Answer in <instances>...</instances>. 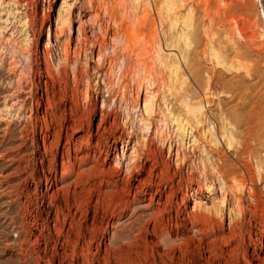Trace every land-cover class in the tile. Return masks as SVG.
Returning <instances> with one entry per match:
<instances>
[{"label":"rangeland","instance_id":"rangeland-1","mask_svg":"<svg viewBox=\"0 0 264 264\" xmlns=\"http://www.w3.org/2000/svg\"><path fill=\"white\" fill-rule=\"evenodd\" d=\"M63 2L0 3V264H110L115 234L138 216L165 235L124 242L147 240L151 252L169 238L183 250L175 264H264V0ZM14 9L22 20L9 18ZM175 62L184 88L174 84ZM151 83L148 130L141 119ZM184 100L203 105L200 124ZM166 106L191 122L183 142ZM134 147L142 175L129 168ZM57 238L71 241L59 260Z\"/></svg>","mask_w":264,"mask_h":264},{"label":"bare ground","instance_id":"bare-ground-1","mask_svg":"<svg viewBox=\"0 0 264 264\" xmlns=\"http://www.w3.org/2000/svg\"><path fill=\"white\" fill-rule=\"evenodd\" d=\"M18 2H19V0H17ZM139 0H135V2H137V3H139L138 2ZM0 3H1V5L2 4H4V0H0ZM66 4V2H65V0H64V2H63V6ZM173 4V3H172ZM172 4H170V2H169V5H167V6H169L168 7V9H167V12H173V10H174V4L172 5ZM171 5V6H170ZM63 6H62V8H63ZM61 11V10H60ZM23 13L22 12H20V11H18V10H12V12H9V18L10 17H12L13 19H18V18H21V20L23 19L22 18V15ZM173 14V13H172ZM22 15V16H21ZM194 15V14H193ZM180 18V17H179ZM26 19V20H25ZM25 21L27 22V21H29L30 20V16H26L25 17ZM61 19H63V15L61 14V12H59V14H58V18H57V21H59V20H61ZM20 20V19H19ZM65 20V18L63 19V21ZM190 20V19H189ZM172 21L173 22H178L177 21V19L175 18L174 20L172 19ZM21 23H22V21H20ZM28 23V22H27ZM59 23V22H58ZM63 23V22H62ZM185 25L184 26H188V21H186L185 23H184ZM24 28L26 29V25L24 24ZM183 32V31H182ZM26 34V33H25ZM127 34V33H126ZM127 36V35H126ZM190 36V35H189ZM263 36V35H262ZM52 37V36H51ZM247 37V36H246ZM181 38H183V39H187L186 38V36L185 35H182L181 36ZM244 39V38H243ZM135 40V39H134ZM250 40V39H249ZM25 42H26V44H27V42L29 41L27 38L24 40ZM29 43V42H28ZM50 44H51V39H50V33L48 34V42H47V45H46V48H49L50 47ZM256 45V44H255ZM187 46V45H186ZM47 50V49H46ZM47 52V51H46ZM160 52V51H159ZM48 53H50V52H48ZM71 54V53H70ZM219 54V53H218ZM48 55V54H47ZM159 55V57L161 58V54H158ZM101 56V55H100ZM65 61L68 63L69 62V58H70V56H69V54H68V52H67V54L65 55ZM102 57V56H101ZM47 58V57H46ZM45 58V62H46V67H47V70H46V72H47V74L49 75V77H50V79L51 78H53V73L51 72V70H50V68H51V64L49 63L50 61L48 60V59H46ZM100 58V57H99ZM102 60V59H101ZM64 61V62H65ZM65 62V65L64 66H62V69H63V67H64V69H65V66H66V63ZM49 64H50V66H49ZM63 65V64H62ZM69 65V64H68ZM77 65V64H76ZM61 65H59L58 67H57V70H56V74L57 75H59L60 73H61V67H60ZM73 66H74V64H73ZM67 68V67H66ZM74 68V67H73ZM171 69H173V75L175 76V81L176 82H174V84L176 83L177 84V88H184V86L186 85V81L185 80H182V77H180V66H179V64L177 63V62H175L173 65H172V68ZM53 70V69H52ZM74 71H73V75H74V78H75V80L77 81V84H79L80 83V81L81 80H79V78H78V73H79V71L78 70H76V68H74L73 69ZM86 70V69H85ZM77 71H78V73H77ZM86 77H87V85H86V93H85V98H86V100L88 101L89 100V98H90V94H91V91H92V81H91V79H90V72H89V70L87 69L86 71ZM84 72V73H85ZM55 73V72H54ZM56 74H55V76H56ZM182 74V73H181ZM83 75V74H82ZM81 75V76H82ZM36 77V76H35ZM180 77V78H179ZM82 78V81L83 80H85V78L82 76L81 77ZM79 86H81V85H79ZM153 86H154V84L153 83H151L150 85H149V88H147V90H146V98H145V104H144V107H143V111H142V119H141V124H142V126L144 125V128L145 129H150V126L152 125V118L153 117H155V114H156V107H157V95L156 94H154L153 92H152V89H153ZM48 93V92H47ZM49 99V98H48ZM47 99V100H48ZM52 102V101H51ZM49 103H50V100H49ZM104 104H105V102H104ZM182 104V103H181ZM183 105L185 106V108L188 110V112H189V115L190 116H192V118H195V119H197V123L198 124H200V121H199V118H198V114H202V111H203V109H204V107H203V105H201V104H191L188 100H184V103H183ZM50 106V105H49ZM105 106V105H104ZM167 107V111H165V112H162L163 114H165V116H166V113H168L171 117H172V121L175 123V125H176V127H177V132L179 133L178 135L181 137V141L183 142V140H184V137H185V135L188 133H190V131H189V129L190 130H192L193 131V128H192V126H191V122L189 123V121H185V120H181L180 119V117L179 116H173L172 115V112L170 111V108H169V106H166ZM50 108H51V106H50ZM103 113H105V111H103ZM204 115V114H203ZM57 121V120H56ZM57 123V122H56ZM76 124V123H75ZM140 124V125H141ZM60 125V124H59ZM82 128H83V126H81ZM80 127V130L82 129ZM190 127V128H189ZM59 128V127H58ZM63 128V127H62ZM64 129V128H63ZM70 129V128H69ZM158 130V129H157ZM160 131V130H159ZM157 132V131H156ZM162 133V132H161ZM58 134V133H57ZM157 134V133H156ZM56 135V134H55ZM160 135V134H159ZM162 135V134H161ZM191 135H192V132H191ZM225 136H226V134H225ZM55 137V136H54ZM192 137V136H191ZM194 138V137H193ZM161 139H162V142L165 144L167 141V139H166V137L165 136H163V137H161ZM227 140H228V142H227V144H228V146L231 148V147H233L234 146V142H233V140H235L234 138H233V136H232V134L230 133V135H229V137L227 138ZM193 142H195V139H194V141ZM69 144H71V141L69 140ZM98 145V144H97ZM96 145V146H97ZM98 148V147H97ZM100 148V147H99ZM99 148H98V150H99ZM125 148H126V146H124L123 147V149H122V155L123 156H125ZM171 148H172V144L170 145V147H169V150H171ZM89 149V148H88ZM87 150V149H86ZM66 151L68 152V157L66 156V158H68L67 160H68V162H71V161H69V155H70V153H71V146L70 147H68L67 149H66ZM76 151V150H75ZM66 152V153H67ZM77 152H78V150H77ZM75 154H76V152H75ZM150 154V153H149ZM77 155V154H76ZM64 157V156H63ZM71 157V156H70ZM149 157V156H148ZM151 157V156H150ZM149 157V158H150ZM65 158V157H64ZM65 158V159H66ZM71 160V159H70ZM152 160V159H151ZM141 161H142V155H141V153L139 152V149H136L135 147L132 149V153H131V157H130V162H129V164H130V166H129V168H130V170H133V171H138L141 175L143 174L142 172H143V169H144V165H141ZM65 164H66V162H64ZM184 163V162H183ZM68 164V163H67ZM119 164V166H120V168H121V162L120 163H118ZM178 166L180 165L179 163L177 164ZM142 167V168H141ZM115 170H117V169H115ZM114 171V170H113ZM93 172V171H92ZM95 172V171H94ZM100 172V171H99ZM90 173V172H89ZM104 175H105V173L104 172H102ZM102 173H100V177H101V175H102ZM112 173V172H111ZM110 173V174H111ZM95 174V173H94ZM97 174V173H96ZM94 177H91L90 179H91V181H92V179L94 178V179H96V176L95 175H93ZM98 177H99V175H97ZM108 176H109V174H108ZM216 176H218V173H216ZM80 177V176H79ZM97 177V178H98ZM106 178V177H105ZM107 179V178H106ZM218 179L219 180H222V183H225L224 182V179L222 178V175L220 176H218ZM99 180V179H98ZM100 181H105L104 179H101ZM151 181V180H150ZM102 183V182H101ZM108 184V183H107ZM106 184V185H107ZM101 185V184H100ZM224 185V184H223ZM114 186V185H113ZM116 186V185H115ZM108 187V186H107ZM111 187H112V185H111ZM118 191V190H117ZM92 193V192H91ZM126 193V192H125ZM95 194V193H94ZM119 194H122V193H119ZM118 195V194H117ZM126 195V194H125ZM127 196V195H126ZM116 197V196H115ZM118 197H119V199H121V197L118 195ZM98 198H99V196H98ZM110 199V198H109ZM114 199V198H113ZM125 199V198H124ZM123 199V200H124ZM98 200V199H97ZM100 200H101V198H100ZM102 200H106V199H102ZM111 200V199H110ZM100 202V201H99ZM122 203H126V202H122ZM98 204H100V203H98ZM127 204V203H126ZM125 204V205H126ZM119 205V204H118ZM128 205V204H127ZM127 205L125 206V209H126V207H127ZM222 205H224V203L222 202L221 204H219L218 205V208H216V211H215V216H217V218L219 217L220 219H222V217H223V215H221V210H222ZM67 206V205H66ZM120 207V206H119ZM120 208H122V206L120 207ZM68 209H69V207H68ZM128 209H129V206H128ZM127 209V210H128ZM120 210V209H119ZM123 211H124V208L122 209ZM160 210V209H159ZM122 211V212H123ZM120 212V211H119ZM206 212V211H205ZM241 213H243V210H241L240 211ZM98 213V212H97ZM207 213H210L208 210H207ZM160 214V213H159ZM97 215V214H96ZM149 215H151V214H149ZM156 215V214H155ZM213 215V214H212ZM115 216V215H114ZM119 216H120V214H119ZM122 216V215H121ZM124 216V215H123ZM157 216V215H156ZM161 217H164V216H162V212H161V215H160ZM159 216V217H160ZM199 217L198 218H200L201 216H200V214L198 215ZM209 216V215H208ZM207 216V217H208ZM95 217V216H94ZM112 217V216H111ZM110 217V218H111ZM116 217V216H115ZM109 218V219H110ZM156 217H152L151 219H154V222H156L157 223V220L159 219L158 217V219H155ZM195 218H197L196 216H195ZM201 218H205V215L203 214V216L201 217ZM96 219H98V218H96ZM104 219L105 218H100V220H101V223H102V225L104 224L103 222H104ZM141 219H142V216H138L137 217V219H136V221H134L132 224H130L129 226H127V227H125V228H123V230L121 231V232H119V233H117V234H115V239L113 238V240H118V242H120V243H118L117 241H116V243L114 242V243H112V241H111V244L113 245V246H109V249L107 250V252L108 253H110V257L108 258L109 260H110V264H175V254H176V252H178V251H180V250H182V247L181 246H177V245H173V244H169V241H170V239L169 238H167V240L165 241V243L162 245V246H160L159 248H157L156 250H153V251H149L148 250V247H147V240H146V242H142V243H140V244H137V241L139 240L138 239V237L140 236V239L142 238L141 237V235H146V237H147V239H148V237L149 236H155V237H159V238H161V236H160V234H162L163 233V235H165V232H163L162 231V229L160 230L158 227V225H154L153 227L154 228H152L153 230H152V232H151V229L149 230L148 229V227L150 226L149 224H146L147 223V221H146V223H145V225L144 224H142V225H144V226H141ZM150 219V220H151ZM162 219V218H161ZM206 219V218H205ZM208 220H211V217H208L207 218ZM95 220V219H94ZM100 220H99V222H100ZM106 220V219H105ZM156 220V221H155ZM163 220H164V218H163ZM59 221V220H58ZM64 221V220H63ZM159 221V220H158ZM161 221V220H160ZM150 222V221H149ZM148 222V223H149ZM154 222H153V224H154ZM206 222V221H205ZM208 222V221H207ZM206 222V223H207ZM59 223V222H58ZM108 223V222H107ZM162 223V222H161ZM96 224L97 223H95V226L94 227H96ZM99 224V223H98ZM159 224V223H158ZM163 224V223H162ZM210 224V223H209ZM100 225V224H99ZM102 225H100V227L102 226ZM158 226V227H157ZM160 226H162L161 224H160ZM100 227H98L97 226V228H100ZM164 227H165V225H164ZM164 227H162V228H164ZM167 227V226H166ZM93 228V227H92ZM97 228H95V229H97ZM82 229V228H81ZM79 230V232L81 233V231L82 230ZM94 229V228H93ZM165 230V229H164ZM60 231H62V232H58V236L57 237H61V236H64L63 235V233L65 232L64 231V229H62V230H60ZM64 231V232H63ZM70 231V230H69ZM68 231V232H69ZM74 231V230H73ZM91 232H92V229L90 230ZM101 230L99 229V232H100ZM158 231L160 232V234L158 233ZM78 232V233H79ZM90 232V236H91V234H92V236H93V233H91ZM77 233V236L79 235ZM96 233V231H94V234ZM102 232H100V234H101ZM82 234V233H81ZM80 234V235H81ZM84 235H85V233H83ZM71 236V235H70ZM94 236H96V235H94ZM93 236V237H94ZM99 236V235H98ZM101 236V235H100ZM66 237H67V233H66ZM93 237H91V241H93L92 240V238ZM145 237V236H144ZM80 237H77V239H79ZM82 238H84V237H82ZM81 238V239H82ZM97 238V237H96ZM103 238V237H102ZM101 238V239H102ZM68 240H70L69 239V235H68V238H67ZM94 240H95V237L93 238ZM132 239H138L136 242H135V240H133L131 243L129 242V243H125V242H127V241H131ZM164 239V238H163ZM97 240V239H96ZM126 240V241H125ZM141 240H144V238L143 239H141ZM60 240H59V238H57V240L56 241H54L55 242V244H54V259H56V260H59V259H62L63 258V255L66 253V251L67 250H69V247H71L70 246V243L69 242H71V241H68L67 243H63V244H60V242H59ZM79 242H81L80 240H78ZM86 241V240H85ZM102 241V240H101ZM125 241V242H124ZM89 242H90V240H89ZM93 242H95V241H93ZM93 242H90V243H93ZM75 243V242H74ZM87 243V242H86ZM102 243V242H101ZM101 243H99V244H101ZM77 244H78V242H77ZM49 245V244H48ZM62 246V249L64 250V252L63 253H60V251H59V246ZM80 245V244H79ZM87 245V244H86ZM110 245V244H109ZM91 246H93L92 244H89L88 245V249H90L91 248ZM104 246V245H103ZM107 246V245H106ZM85 247V246H84ZM101 248V245H99V249ZM161 248H164L163 250H164V252L162 253V254H160V250H161ZM184 248V247H183ZM78 249V245H75L74 247H73V251H74V254H76L77 252L76 251H78L77 250ZM70 250H72V249H70ZM80 250V249H79ZM183 251V250H182ZM76 252V253H75ZM174 253V254H173ZM73 254V253H72ZM73 254V255H74ZM79 254V253H78ZM173 254V255H172ZM101 255V254H100ZM81 256V255H80ZM75 257V256H74ZM86 258V257H85ZM100 259H101V256H100ZM88 259L86 258V260H85V262L87 261ZM186 260V259H185ZM92 261H94V260H92ZM98 261V260H97ZM95 262V261H94ZM191 262V261H190ZM187 264H190L189 263V260L187 261Z\"/></svg>","mask_w":264,"mask_h":264}]
</instances>
